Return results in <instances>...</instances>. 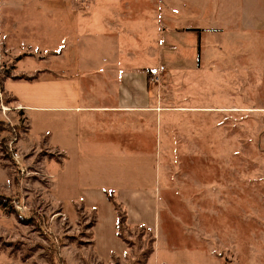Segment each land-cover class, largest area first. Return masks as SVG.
I'll list each match as a JSON object with an SVG mask.
<instances>
[{
    "label": "rangeland",
    "instance_id": "rangeland-1",
    "mask_svg": "<svg viewBox=\"0 0 264 264\" xmlns=\"http://www.w3.org/2000/svg\"><path fill=\"white\" fill-rule=\"evenodd\" d=\"M63 1H95L80 19L89 59L101 42L130 45L138 59L164 67L158 84L149 78L156 92L173 95L186 81L179 94L209 110L195 148L149 153L156 224L130 226L120 208V254L99 255L97 212L74 200V168H62L61 154L34 133L49 126L47 114L34 112L28 130L4 87L35 67L60 74L50 52L62 32L48 37L69 9ZM126 1L128 17L115 20L116 0H0V264H264V0ZM117 27L125 30L114 36ZM98 237L114 242L105 229Z\"/></svg>",
    "mask_w": 264,
    "mask_h": 264
},
{
    "label": "crops",
    "instance_id": "crops-1",
    "mask_svg": "<svg viewBox=\"0 0 264 264\" xmlns=\"http://www.w3.org/2000/svg\"><path fill=\"white\" fill-rule=\"evenodd\" d=\"M116 1L120 10L114 11V19L128 17L127 1ZM94 2L84 6H80L81 1H76L77 5L62 2L69 9L59 17L62 24L51 28L48 37L54 42L55 33L62 32L50 52L61 59L60 74L37 73L41 67H35L23 71L26 77L8 78L4 87L24 113L28 130L34 126V112L47 114L49 126L34 133L38 138L44 135L51 148L57 149L62 168H74L75 182L79 185L74 200L97 212L94 243L104 257L110 250L120 254L126 249V243L117 234V211L109 195L123 209L127 224L152 231L158 198L155 188L149 186V153L179 152L183 145L186 150L195 148L198 125L209 118V110L199 111L198 108H208L198 107L191 94L182 95V91L179 94L186 81L180 82L181 88L173 95L161 88L156 92L149 76L161 64L138 59L130 45L117 47L114 41L116 47L111 48L101 42L89 59L81 45L87 36V25L80 23V19L89 15ZM101 13L98 10L93 15L100 16L97 20L103 19ZM124 30L115 28L114 36ZM101 34L106 36L103 31ZM129 35L133 36L131 31ZM155 35L157 40L159 33ZM99 36L98 31L93 32V37ZM141 36L147 38L146 33ZM146 48L161 55L149 42ZM28 142L36 143L35 137ZM157 177L160 183V174ZM100 229L109 232L114 242L99 240Z\"/></svg>",
    "mask_w": 264,
    "mask_h": 264
},
{
    "label": "trees",
    "instance_id": "trees-1",
    "mask_svg": "<svg viewBox=\"0 0 264 264\" xmlns=\"http://www.w3.org/2000/svg\"><path fill=\"white\" fill-rule=\"evenodd\" d=\"M109 199L111 200L113 206L115 207L116 211H117V234L121 237L120 231H119V227L122 226L123 222H124V216L123 214L120 212V205H118L109 195ZM1 203V201H0Z\"/></svg>",
    "mask_w": 264,
    "mask_h": 264
},
{
    "label": "built area",
    "instance_id": "built-area-1",
    "mask_svg": "<svg viewBox=\"0 0 264 264\" xmlns=\"http://www.w3.org/2000/svg\"><path fill=\"white\" fill-rule=\"evenodd\" d=\"M163 69H164V67L159 66V67L157 68V70H155V71H153V72L151 73V76H150L149 78L151 79V81H152L153 83H156V84L159 83L158 77H159V75H160V73H161V70H163ZM157 71H158V72H157ZM150 79H149V80H150Z\"/></svg>",
    "mask_w": 264,
    "mask_h": 264
}]
</instances>
